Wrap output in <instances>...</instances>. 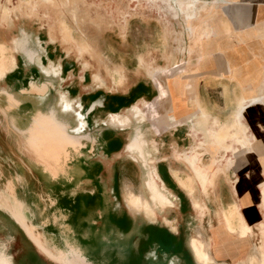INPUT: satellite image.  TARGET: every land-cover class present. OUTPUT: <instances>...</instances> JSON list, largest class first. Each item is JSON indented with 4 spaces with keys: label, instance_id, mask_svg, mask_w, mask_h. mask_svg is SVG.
Instances as JSON below:
<instances>
[{
    "label": "crops",
    "instance_id": "crops-1",
    "mask_svg": "<svg viewBox=\"0 0 264 264\" xmlns=\"http://www.w3.org/2000/svg\"><path fill=\"white\" fill-rule=\"evenodd\" d=\"M226 12L229 32L219 36L218 48L204 52L197 58L188 68L187 78L183 82L191 84L190 95L196 96L200 102L201 97L205 99L214 90L221 91L222 95L228 90L233 108L235 95L242 90L254 88L260 91L257 94L264 96V0H234L226 7ZM40 68L37 65H18L16 60L15 67L0 79V201L3 204L0 206V248L12 251L9 254L12 264H45L40 257L49 263L73 264L63 257L59 259L47 242L59 249H68L67 242L82 249L85 238L80 229L84 221L82 219L77 225L69 216H76L78 210L84 211L85 207L91 212L99 209L94 201L98 199L102 161L95 149H104L105 155L110 152L107 149H124L130 136L104 123L101 125L103 110L100 108L106 107L110 111L105 112L108 115L120 113L129 108L126 103L130 101L132 93L127 99L114 98L111 105L105 103L106 95L94 88L93 81L91 84L84 82V76L78 78L79 83L69 82L67 67L61 64L54 66L53 73H47L44 66ZM32 83L37 87L46 84V89L38 92L32 89ZM64 102L72 109H63ZM51 111L66 123L70 133L81 135L82 143L77 148L78 152H71L72 157L64 170L56 175L45 169L27 150L33 149L29 143V130L38 114ZM243 121L248 125L247 132L252 133L255 140H252L251 151L240 153L234 157L233 164L218 172L221 177L216 180L223 183L219 185L220 189L227 190V200L224 202L221 192L217 196L212 195L214 199L211 200L218 207L213 215L209 209L212 220L205 230L206 238H211L210 254L215 261L229 264L245 258L254 245L262 241L259 228L264 221V208L261 205L264 185V102L253 103ZM128 128L130 126L123 129ZM153 141L155 147L152 149L156 153V140ZM68 149L74 148L69 146ZM83 151H86L87 157L82 156ZM162 161L165 159H159V162ZM167 169L173 177L171 170L175 168ZM196 186L200 190L198 184ZM94 188H97L96 194ZM208 189L209 186L204 191L205 198L210 196ZM84 197L92 205L81 203ZM232 204L237 206L238 213L251 227L252 234L242 236L226 229L221 219L222 211ZM14 214L22 218L21 222ZM79 253L85 261L82 260L83 264H94L81 250Z\"/></svg>",
    "mask_w": 264,
    "mask_h": 264
},
{
    "label": "rangeland",
    "instance_id": "rangeland-1",
    "mask_svg": "<svg viewBox=\"0 0 264 264\" xmlns=\"http://www.w3.org/2000/svg\"><path fill=\"white\" fill-rule=\"evenodd\" d=\"M220 2L221 0H202L197 9L180 13L174 12L165 0H74L66 9L59 11L47 0H35V4L39 8L36 12L28 14L26 8H30L34 4L32 0H29V3L24 2L22 5L20 0H0V6L12 10L11 17L7 19L3 18L0 9V41L10 44L24 30L28 34V45L37 51L38 58L30 62L24 53L15 52L18 65L24 64L25 67L37 65L39 69H41L40 67L43 69V66L47 68L61 64L62 67H67L66 70L68 73L70 72V75L64 74L69 75L70 80L68 79V81L73 83H79L78 78L81 76L85 77V83L91 84V81L94 83L95 76L99 74L107 86L94 84V88L106 95L105 103L108 102L112 105L114 98L123 99L132 93L130 101L126 103L129 108L123 109L120 113H125L142 100L156 108L161 99L160 84L156 80L157 67H165L169 65L170 60H173L176 65L175 73L183 72L187 78L188 68L204 53L202 37L204 28L210 24V19L214 16L211 11L212 5H219ZM72 8L75 11V16L72 15ZM220 11L221 9L218 7L217 12ZM45 12H50L51 17L44 15ZM187 14H196L197 18L189 20ZM217 15L218 13L215 16ZM51 18H55L58 22L64 19L69 26L70 35L74 34L77 40L85 38L99 53L100 59L90 52L82 54L80 50H86L87 46H80L76 39L68 42L64 33H60L59 29L62 28V24L60 28L56 26L57 28L53 27V30H50ZM218 47L219 45L214 49ZM105 65L111 72L113 67L124 69L126 80L122 87L113 86ZM48 70L47 73L52 72V70ZM187 88L190 93V83ZM211 93L206 95L205 99L201 97V102L199 101L197 105V107L203 106L208 113L206 127L234 126L235 116L242 104L243 90L235 95L233 108L228 90L223 95L221 91L216 90ZM100 110H103L100 117L101 125L104 123V125L116 129L117 132H126V136L130 135L134 123L126 130L119 129L108 124V119L112 115L120 113L108 115L105 112L110 111L106 110V107L100 108ZM196 113L197 120L205 117L204 113L198 109ZM216 118L219 121H216ZM243 124L246 128V134L243 136L250 137L251 133L247 132L248 125L244 121ZM141 126L149 143L153 139L156 140L157 152L155 153V149H152L151 146L148 149H150L153 158H156L154 162L156 172L163 181L165 189L168 190L172 199L174 198L175 205L172 208L158 210L157 218L154 221L147 219L142 213L131 212L125 202L123 189L125 185H129L135 192L141 189L146 193L142 187L145 168L123 149H107L111 152L107 155H105L104 149H95L102 161L99 172L100 186H97L99 189L98 199L94 201V204L99 206V211L91 212L85 207L84 211L78 210L76 216H69V219L75 220L77 225L82 219L84 221V226L80 229L81 235L90 241L83 243L80 250L94 264H109L111 259H118V264H120V261H125L131 255L135 256L140 253L144 264H197L189 247L188 239L190 236L196 235L198 231L203 237H207L205 230L212 220L209 215H213V211L218 207L211 200L214 199L212 195L217 196L221 192L224 202L227 200V190L220 189L219 185L223 183L216 180L221 177V173L216 174L213 186H209V198H205V192H200L201 190H198L195 185L196 196L208 206L205 212L206 216L200 217L192 206L190 195L177 184L168 173L167 167L179 170L181 175L189 174L187 165L176 157V152L186 155L197 151L202 153V163L207 166L211 165L214 160L212 154L204 151L208 150L207 147L198 144L202 135L195 136L188 122L180 126H166L164 123L156 124L154 121L145 120ZM231 131L233 132L232 129ZM248 149L251 147L249 146ZM221 150V153L215 155L218 161L225 155V149ZM82 156L87 157L86 151ZM163 158L165 161L159 162V159ZM72 161L75 162V160ZM231 163H228L227 167ZM97 188H94V194L97 193ZM90 202L85 197L81 201L85 206L87 203L88 206L92 205ZM209 209L212 210L211 214ZM82 214H84L83 218ZM97 215L99 216L97 217ZM109 215H114L117 218L125 217L124 224L128 229L126 231L118 229L110 222ZM162 217H166L177 229L173 230L171 225L162 220ZM92 221H94L93 224ZM150 224L166 228L174 235L176 241L183 245L187 254L182 256L175 252L165 254L156 244L140 250L142 239L146 237L144 228ZM5 252L12 253L11 250ZM40 260L45 264H55L49 263L41 257Z\"/></svg>",
    "mask_w": 264,
    "mask_h": 264
},
{
    "label": "bare ground",
    "instance_id": "bare-ground-1",
    "mask_svg": "<svg viewBox=\"0 0 264 264\" xmlns=\"http://www.w3.org/2000/svg\"><path fill=\"white\" fill-rule=\"evenodd\" d=\"M47 1L58 11L66 9L67 6H70L74 2V0H62L57 2L56 0ZM165 1L173 8L174 12L187 13L191 12V10L197 9L198 4H200L202 0ZM233 1L234 0H221L219 5H212L211 11L214 16L210 19V24L204 28L202 37L203 52L213 50L216 46L219 45V36L224 32H229L230 26L228 25L226 7ZM24 2L29 3V0H20L21 5L24 4ZM32 2L34 4L31 5L30 8H26L28 14L36 12L39 8V6L35 4V0H32ZM218 7H220L221 9L220 12H217ZM0 9L2 11L3 18L9 19L11 17L10 13L12 10L10 8L0 6ZM217 13L218 15L215 16ZM44 15L49 18L51 17L50 12H45ZM72 15L75 16V11L73 8ZM194 17L197 18V15L187 14V18L189 20H192ZM61 24L62 28L59 30L60 33H64L65 39L68 42H72L73 39H76L74 34L70 35L69 26L66 24L64 19L58 22L55 18H51L49 22L50 30H53V27L54 29L57 27L60 28ZM28 42V34L24 30H22L20 36L13 39L12 43L10 44L0 41V79L3 78L8 71L12 70L15 67V52L20 51L24 53L30 62H33L34 59L36 60V58H38L37 51L29 47ZM77 42L82 47L87 46L86 50H80L82 54L84 52H90L92 55H95L98 57V59H100L99 53L96 52L92 44H90L85 38H83L82 40H77ZM168 64L169 65H166L165 67H157L158 72L156 80L160 84L161 88V99L159 101L158 107L153 108L150 103L142 100L134 105L131 109L127 110L125 113L114 114L108 119V124L119 127L121 129L131 126L132 123L135 124L123 150L126 151L132 159L139 161L145 168V177L143 179L142 187L146 193H144L141 189L135 192L129 185H125V188L123 186L124 199L131 212L142 213L145 217H147V219L152 221L156 220V212L158 210L172 208L175 204L173 200L174 198L172 199V196L170 195L168 190L165 189L163 181L160 179L156 172L154 165L156 158H153L150 153V149H148L149 146L154 148L155 142L151 140L149 143L148 139L145 138V134L141 126L142 123L145 122V120H148L154 121L156 122V124L164 123L166 126H174L188 122L192 129V133L195 136H197L198 134L202 135V139L198 141V144L207 147L208 150L204 151H208L212 154V158L214 159L213 163L209 166L202 163V153L198 151L186 155H182L181 153L176 152V157L184 161L190 173L181 175L179 170H171V173L179 186L182 187L190 195L193 208L199 213V216L202 217L205 214L207 207L201 200L198 199L196 195H194L195 185L198 184L201 191H206L207 187L213 184L216 174L224 168H228L227 164L233 162L234 157L242 152L251 151V149H248V147L252 146V140H255V136L252 133L250 137L243 136L244 134H246V128L243 124V119L245 117V113L253 105V103L264 102L263 96L257 94V91L254 88L243 90L241 99L242 104L235 116V125H223L218 128H208L206 127L208 113H206V110L203 106L199 105L197 107L199 100L196 98V96H191L188 92V82H183L185 73H175L176 65L173 60H170ZM105 67L107 71H109L108 73L111 76L113 86L122 87L125 84L126 80L124 69L113 67V71L111 72L107 65H105ZM48 69L53 70V66L44 68L46 72L49 71ZM94 84L107 86V83L99 74L95 76ZM32 89L38 92H43L46 89V84H43L41 87H37L32 83ZM8 96L10 97L12 95L8 94ZM14 104L16 103L14 102ZM62 107L63 109H72V106H70L66 102L62 103ZM197 109L204 113L205 117L203 116L202 118H199L197 120ZM0 113L2 112L0 111ZM216 121H219V119L216 118ZM231 129L233 130V132L231 131ZM29 131V143L33 149H27L28 152L36 161L40 162L44 166V168L53 175H56L60 171L64 170L66 163L72 157L71 152H78L79 149L77 148L82 144L80 141L81 135L70 133L67 130L66 123L58 119L53 111H51L50 113H39L35 120V123ZM69 146L73 147L74 149H68ZM221 149H225V155H223L222 159L218 161L216 160L215 155L217 153H221ZM3 188L5 187L3 186ZM261 193V205L264 208V185L262 186ZM0 206H3L1 201ZM14 215L16 216V219L21 222L22 218L18 217L17 214ZM162 218L165 223L171 225V228L173 230H176L175 225L172 224L171 221H169L166 217ZM236 218L237 223L235 222ZM221 219L225 223L227 227L226 229L231 232H237L242 236L252 234L251 227L240 216L235 204H232L226 209H223ZM259 230L262 236V241L259 244H255L245 258L231 264H264V221L260 223ZM209 239L203 237L200 231H198L196 235L189 237L188 244L191 248L192 253L194 254L193 258L195 259L196 263L229 264L226 262L215 261V258L210 254L209 247L211 246V238ZM67 245L69 248L64 250L63 248L59 249L58 247H55L54 245H51L49 244V242H47V246L55 252L59 259L63 257L64 259L69 260L70 263L83 264V256L81 253H79L80 248L74 246L69 242H67ZM0 264H12V257L2 248H0Z\"/></svg>",
    "mask_w": 264,
    "mask_h": 264
},
{
    "label": "trees",
    "instance_id": "trees-1",
    "mask_svg": "<svg viewBox=\"0 0 264 264\" xmlns=\"http://www.w3.org/2000/svg\"><path fill=\"white\" fill-rule=\"evenodd\" d=\"M117 110V109H116ZM110 216V222H112L118 229L122 231H126L128 229L127 226H125V217L117 218L114 215ZM144 231L146 233V237L142 239V245L140 247V250L146 249L148 246H151L152 244H156L157 247L163 252V253H171V252H177L180 247V242H176V239L172 233H170L166 228L158 227L155 225H147L144 228ZM90 241V240H89ZM87 239H83L84 243L89 242ZM175 241V251L173 250V243ZM141 253L138 255L133 256L129 262H126L127 264H141ZM125 263V264H126Z\"/></svg>",
    "mask_w": 264,
    "mask_h": 264
},
{
    "label": "flooded vegetation",
    "instance_id": "flooded-vegetation-1",
    "mask_svg": "<svg viewBox=\"0 0 264 264\" xmlns=\"http://www.w3.org/2000/svg\"><path fill=\"white\" fill-rule=\"evenodd\" d=\"M176 242H178V241H176ZM173 248H174L173 250L175 251V241H174V243H173ZM165 254H167V253H165ZM176 254L181 255V256L187 254V253L185 252V250H184L182 244H180L179 250L176 252ZM132 257H133V256L131 255L129 259H127V260H125V261H120V264H125L126 262H129V260H130ZM118 262H119L118 259H113V260L111 259V263H110V261H109L108 263H109V264H118ZM140 263H141V264H144L142 258L140 259ZM126 264H127V263H126Z\"/></svg>",
    "mask_w": 264,
    "mask_h": 264
}]
</instances>
